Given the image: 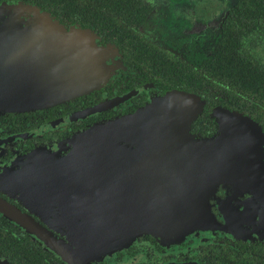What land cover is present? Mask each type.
Masks as SVG:
<instances>
[{"label": "flooded vegetation", "instance_id": "flooded-vegetation-1", "mask_svg": "<svg viewBox=\"0 0 264 264\" xmlns=\"http://www.w3.org/2000/svg\"><path fill=\"white\" fill-rule=\"evenodd\" d=\"M89 1L91 26L66 28L90 30L109 50L107 81L61 103L0 111V200L37 225L31 229L0 208V264H264V222L241 215L237 231L199 229L181 238L144 233L106 253L83 251L58 194L61 173L43 169L50 155L68 154L84 130L171 91L201 100L191 124L196 137L219 132V110L249 116L264 133V102L253 103L243 82L264 81V0ZM57 241L71 250L57 251L50 244Z\"/></svg>", "mask_w": 264, "mask_h": 264}, {"label": "water", "instance_id": "water-1", "mask_svg": "<svg viewBox=\"0 0 264 264\" xmlns=\"http://www.w3.org/2000/svg\"><path fill=\"white\" fill-rule=\"evenodd\" d=\"M110 70L109 50L90 30L67 29L33 4L0 5V111L64 102L106 82ZM200 101L171 91L135 113L95 124L74 137L68 154L45 159L44 170L61 173L58 194L83 251L106 253L144 233L181 238L199 229L237 231L239 215L264 222L261 126L219 110V132L196 137L191 124ZM0 208L37 230L7 202L0 200Z\"/></svg>", "mask_w": 264, "mask_h": 264}, {"label": "trees", "instance_id": "trees-1", "mask_svg": "<svg viewBox=\"0 0 264 264\" xmlns=\"http://www.w3.org/2000/svg\"><path fill=\"white\" fill-rule=\"evenodd\" d=\"M10 1V0H9ZM21 1L26 4H33L40 9L52 14L59 19V22L65 27H69L75 24H81L83 27L91 26L92 22V8H90L91 2L89 0H14ZM253 78L249 74L244 76ZM246 88L251 95L252 99L256 97L253 103L257 102L259 105H263L264 102V81H243ZM231 86L235 84L227 82ZM236 83V88H237Z\"/></svg>", "mask_w": 264, "mask_h": 264}]
</instances>
